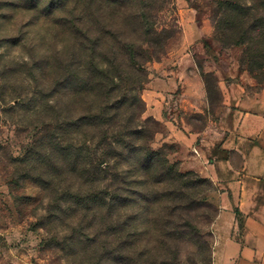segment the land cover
<instances>
[{"label": "rangeland", "instance_id": "1", "mask_svg": "<svg viewBox=\"0 0 264 264\" xmlns=\"http://www.w3.org/2000/svg\"><path fill=\"white\" fill-rule=\"evenodd\" d=\"M238 1L260 18L258 47L264 50V0ZM218 2L171 0L160 21L172 27V37L166 53L146 64L147 79L139 92L145 111L134 125L148 118L149 146L165 149L181 171L185 169L178 146L166 140V124L151 114L147 103L154 89L150 81L163 78V68L174 67L167 60L169 54L178 49L189 53V64L183 68L186 65L187 71L200 76L209 105L204 112H193L164 104L163 112L197 129L216 117L223 89L246 80L264 87V74L254 77L241 61L245 46L220 40ZM32 16L26 25L28 18L19 21L20 15L0 4V264H99L103 249L116 245L111 220L121 213L110 215L107 205L112 174L105 166L98 167L101 131L70 123L83 106L57 85L63 69L54 67L53 60L55 54L62 60L67 41ZM76 68L70 64L68 69L75 73ZM177 96L175 92L171 102ZM122 110L123 116L129 114V109ZM104 142L112 139L106 137ZM117 172L122 175L124 168ZM94 196L100 199L93 202ZM44 238L59 244L46 247ZM179 260L212 264V255L207 248L199 252L193 243H182Z\"/></svg>", "mask_w": 264, "mask_h": 264}, {"label": "trees", "instance_id": "2", "mask_svg": "<svg viewBox=\"0 0 264 264\" xmlns=\"http://www.w3.org/2000/svg\"><path fill=\"white\" fill-rule=\"evenodd\" d=\"M170 2L0 0L21 16L19 21L28 18L25 24H31L29 16L33 15L37 23L65 38L64 57L61 60L55 54L53 58L54 67L63 69L57 85L83 106L70 123L101 131L98 167L105 166L112 174L107 205L110 215L121 213L111 220L116 245L103 249L99 264H180L182 243L211 253L209 226L217 212L208 199L212 182L195 171H181L165 149L151 148L145 130L150 126L148 118L134 125L145 111L139 94L147 79L145 66L166 53L172 37V27L160 21ZM215 14L220 40L244 45L241 61L246 69L254 77L264 74L257 14L238 0H219ZM70 64L76 65L75 73L69 71ZM123 108L129 114L123 116ZM106 137L112 142H104ZM120 167L124 173L119 176ZM94 198L93 202L100 199ZM42 241L46 247L59 244L52 238Z\"/></svg>", "mask_w": 264, "mask_h": 264}, {"label": "crops", "instance_id": "3", "mask_svg": "<svg viewBox=\"0 0 264 264\" xmlns=\"http://www.w3.org/2000/svg\"><path fill=\"white\" fill-rule=\"evenodd\" d=\"M182 50L169 54L174 67L163 68V78L150 81V112L166 124L183 168L212 182V264H264V87L246 80L223 89L216 117L199 129L168 116L164 104L193 112L209 105L200 76L183 68L190 55Z\"/></svg>", "mask_w": 264, "mask_h": 264}]
</instances>
